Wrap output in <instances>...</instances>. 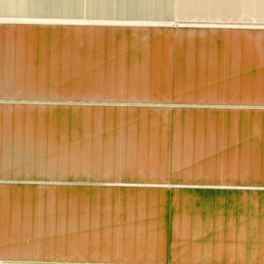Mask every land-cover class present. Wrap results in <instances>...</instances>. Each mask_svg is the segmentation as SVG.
<instances>
[{
	"label": "rangeland",
	"instance_id": "obj_1",
	"mask_svg": "<svg viewBox=\"0 0 264 264\" xmlns=\"http://www.w3.org/2000/svg\"><path fill=\"white\" fill-rule=\"evenodd\" d=\"M217 13L47 23L63 42L103 50L64 59L50 96L0 113V131L31 134L30 168L0 177L16 187L2 204L24 205L0 264H106V242L143 205L262 201L264 187L231 177L230 129L216 123L264 116L229 98L231 57H264V19Z\"/></svg>",
	"mask_w": 264,
	"mask_h": 264
},
{
	"label": "crops",
	"instance_id": "obj_2",
	"mask_svg": "<svg viewBox=\"0 0 264 264\" xmlns=\"http://www.w3.org/2000/svg\"><path fill=\"white\" fill-rule=\"evenodd\" d=\"M224 8L231 18L264 19V0H0V113L16 107L12 101L50 96L48 83L64 80V59L77 66L80 54L103 50L93 43L80 46L78 41L63 42L60 36L57 40L49 22L216 17ZM230 66L232 102L264 108V57L232 56ZM255 113L264 114V109ZM229 118L216 124L230 129V148L222 155L230 154L231 177L262 188L264 116ZM5 131H0V177L22 176L21 170L30 168L31 149L30 144L21 149V144L31 134L25 129ZM13 186L0 185V246L16 243L21 234L16 219L24 218V205L2 204L7 202L3 191L10 192ZM262 198L260 202L247 198L242 205H143L135 213L137 220L124 224L132 227L106 242V264H264Z\"/></svg>",
	"mask_w": 264,
	"mask_h": 264
}]
</instances>
